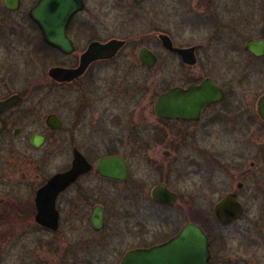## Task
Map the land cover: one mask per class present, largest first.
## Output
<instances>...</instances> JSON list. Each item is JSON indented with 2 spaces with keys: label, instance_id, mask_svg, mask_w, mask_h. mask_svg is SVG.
<instances>
[{
  "label": "flooded vegetation",
  "instance_id": "flooded-vegetation-1",
  "mask_svg": "<svg viewBox=\"0 0 264 264\" xmlns=\"http://www.w3.org/2000/svg\"><path fill=\"white\" fill-rule=\"evenodd\" d=\"M83 1L67 24L69 53L47 43L28 13L40 40L32 52H48L47 77L0 86V101L17 98L0 112V228L30 226L39 248L40 232H77L67 244L85 248L77 262L121 264L195 224L210 264H264V0L166 4L158 33L107 39ZM114 39L125 43L114 56L82 67L93 43ZM109 159L125 165L116 177L126 179L103 175ZM72 171L68 184L45 191Z\"/></svg>",
  "mask_w": 264,
  "mask_h": 264
},
{
  "label": "rangeland",
  "instance_id": "rangeland-1",
  "mask_svg": "<svg viewBox=\"0 0 264 264\" xmlns=\"http://www.w3.org/2000/svg\"><path fill=\"white\" fill-rule=\"evenodd\" d=\"M223 0H216L217 3ZM32 0H24L20 11L11 13L4 9L0 0V86L7 79L16 86L22 87L23 82H14L16 77L38 79L47 77L49 68L48 52L40 54L32 52L39 44L38 32L31 22L28 13L32 7ZM190 3L188 0H147L135 5L132 0H90L86 15H96L103 24L102 36L136 37L161 30L163 8L166 5L173 9L176 4ZM95 20V17L93 18ZM10 63L18 64V69L11 70ZM9 83V82H7ZM10 84V83H9ZM55 165H59L57 162ZM191 178L182 183L183 189L191 190ZM84 234V232L82 231ZM62 230L57 236H50L40 232V248L35 242V230L20 222L9 221L0 228V264H33L36 255L46 264H86L77 262L79 254H85L81 245L75 243L69 252V241L78 242L81 235ZM53 241L57 247H47L46 242ZM65 247H67L65 249ZM82 250V251H79ZM76 252V253H75ZM120 261V259H119ZM119 261L105 260L102 264H119Z\"/></svg>",
  "mask_w": 264,
  "mask_h": 264
},
{
  "label": "water",
  "instance_id": "water-1",
  "mask_svg": "<svg viewBox=\"0 0 264 264\" xmlns=\"http://www.w3.org/2000/svg\"><path fill=\"white\" fill-rule=\"evenodd\" d=\"M133 1L140 3L143 0ZM2 5L7 11L16 12L21 8V0H2ZM83 8V0H40L35 7L30 9L29 16L38 24L47 43L59 48L64 53H69L72 50V44L66 34L67 24L71 17ZM124 45V41L117 39L105 44L93 43L83 57L82 67H86L94 60L114 56ZM65 77L66 75L62 78ZM16 103V97L0 101V112ZM38 137L33 138L32 142L35 146H39L44 140ZM98 167L99 169L103 168L102 173L105 176L121 180L126 179V177H116L127 174V169L121 162L109 159L101 162ZM75 174L76 172L72 171L57 175V178L50 182L45 191H51L57 183L68 184L74 179L72 177ZM155 199L160 202L167 201V197L164 195H155ZM92 222L95 228H100L103 223V213L95 211ZM121 264H210L208 238L200 226L188 224L176 237L164 244L147 250L129 252L125 255Z\"/></svg>",
  "mask_w": 264,
  "mask_h": 264
}]
</instances>
